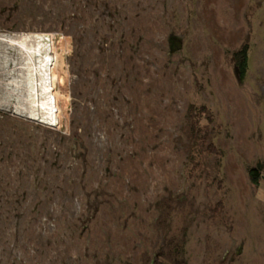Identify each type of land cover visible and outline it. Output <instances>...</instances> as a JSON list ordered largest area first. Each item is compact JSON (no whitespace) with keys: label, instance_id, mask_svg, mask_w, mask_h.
Instances as JSON below:
<instances>
[{"label":"rangeland","instance_id":"rangeland-1","mask_svg":"<svg viewBox=\"0 0 264 264\" xmlns=\"http://www.w3.org/2000/svg\"><path fill=\"white\" fill-rule=\"evenodd\" d=\"M31 33L58 37L61 128L26 114L6 39ZM257 163L264 0H0V264H264Z\"/></svg>","mask_w":264,"mask_h":264},{"label":"bare ground","instance_id":"bare-ground-1","mask_svg":"<svg viewBox=\"0 0 264 264\" xmlns=\"http://www.w3.org/2000/svg\"><path fill=\"white\" fill-rule=\"evenodd\" d=\"M56 37V38H55ZM49 33L11 34L6 40L20 48L29 78L26 114L49 126L61 128L57 78L62 65L57 54L58 37Z\"/></svg>","mask_w":264,"mask_h":264},{"label":"trees","instance_id":"trees-1","mask_svg":"<svg viewBox=\"0 0 264 264\" xmlns=\"http://www.w3.org/2000/svg\"><path fill=\"white\" fill-rule=\"evenodd\" d=\"M233 59H234V63L236 64V68L238 70V75H239V78L240 79H243L245 74H246V71H247V67H248V47L247 45H243V47H241L240 49L238 50H235L233 52ZM192 107V111L195 112V114H197L195 117H193L189 123L190 125V130L192 132V134L194 135L195 137V141H201L203 142V137L205 136V131L203 128H201V126L199 124H196L197 121L199 122V117L201 115H203L204 111H205V106L203 104L201 105H191L190 108ZM197 111V112H196ZM193 112V113H194ZM205 118L207 119L208 116H205ZM194 141V143H196ZM203 145L205 146L204 142H203ZM210 145V143L208 144V146ZM202 146V145H200ZM205 150V147L203 148ZM203 149H201V151H203ZM263 170V165L261 163H257L256 165L254 166H249L247 168V173H248V177L250 179V181L253 183V184H258L260 182L261 179L264 178V174L262 172ZM173 250L177 251L179 253V257L182 256V249L179 250V248H177V244L174 242L173 246H171ZM179 250V251H178ZM173 257V256H172ZM170 257V259L172 258ZM162 264H185V260L181 257L179 259H177V257H175L174 261L173 262H168V263H165V262H162Z\"/></svg>","mask_w":264,"mask_h":264}]
</instances>
